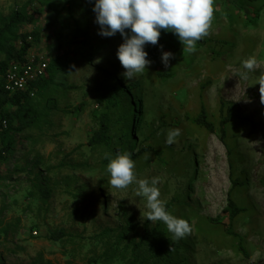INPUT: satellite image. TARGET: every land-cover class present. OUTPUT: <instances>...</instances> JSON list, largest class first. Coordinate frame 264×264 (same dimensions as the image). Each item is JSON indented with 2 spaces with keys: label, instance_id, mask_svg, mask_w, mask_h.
<instances>
[{
  "label": "rangeland",
  "instance_id": "obj_1",
  "mask_svg": "<svg viewBox=\"0 0 264 264\" xmlns=\"http://www.w3.org/2000/svg\"><path fill=\"white\" fill-rule=\"evenodd\" d=\"M27 1L0 0V22ZM91 3L82 9L77 0H50L33 23L18 29L40 35L25 59L41 56L59 70L46 95L33 101L34 111L44 116L17 136L13 157L0 164V264H264V104L256 84L264 74V0H214L210 33L194 53H183L178 37L161 29L158 43L144 46L151 65L131 80L123 77L116 55L123 38L98 34ZM163 52L175 57L167 68ZM249 58L256 66L247 80L240 79L236 74ZM111 95L118 103L111 110L114 130L125 137L127 150L130 136L165 150L158 159L152 152L140 154L141 146L134 152V172L138 180L160 178L168 212L192 228L186 238L173 240L163 222L147 220L137 184L116 189L110 179L99 183V172L79 167L100 158L86 144ZM220 100L235 106L226 141L220 138ZM203 106L214 133L195 123ZM169 129L181 130L172 145L165 142ZM37 176L51 191L47 200L38 191L29 195ZM69 176L74 178L67 183ZM233 182V200L245 210L234 230L249 258L239 252L236 238L210 222L227 206ZM79 184L86 185L89 201L77 197ZM131 224L144 238L126 233L118 241ZM60 229L68 237L51 241ZM109 229L117 232L103 237Z\"/></svg>",
  "mask_w": 264,
  "mask_h": 264
},
{
  "label": "trees",
  "instance_id": "obj_2",
  "mask_svg": "<svg viewBox=\"0 0 264 264\" xmlns=\"http://www.w3.org/2000/svg\"><path fill=\"white\" fill-rule=\"evenodd\" d=\"M50 0H28L25 4L15 9L12 15L7 19L0 22V76L2 77L8 69L19 63H24L26 61V53L31 49L33 43L40 39V35L37 32L19 34L18 29L23 23H33L35 21V12H38L42 7L47 6ZM81 2V8L85 9V4L92 1L90 6L94 7L95 0H77ZM81 27L76 28V38L79 37ZM19 43L22 46L19 47ZM163 41L160 42L161 45ZM90 48H87V51ZM155 53L151 56L155 57ZM155 61V60H154ZM59 66L53 62L48 64L47 74L44 78L37 80L32 88L35 90V95L31 96L28 92H18L15 94H9L3 86V80L0 79V109L1 118L7 121V127L3 128L0 122V164L7 162L17 150L18 139L17 136L22 135L26 129L33 127L44 114H39L33 109L34 98L43 97L45 90L47 89V84L53 82L54 71H58ZM49 76L47 77V75ZM48 79H47V78ZM119 88H117V91ZM117 99L114 95L108 96L105 106L101 109L99 114V124L97 130H95L86 144L89 147L92 155L98 154L99 159L94 165L85 162L79 167L83 168V171L87 173L99 172L103 175L99 178V183H106L110 179V174L107 172V164L109 160L105 158V153H110L113 157L117 154H123L125 151L132 154V159L135 161L138 155H134L135 151H138L141 146H143L139 151L140 154L154 153L158 159L165 157V150L157 149L151 144H142L138 137L130 136L132 139L131 148L127 150L125 137L119 135L114 130L113 121L111 118V110L117 107ZM220 109L223 112V119L221 121L220 128V138L222 141H226L227 132L226 125H228L234 117L235 106L228 104L223 100H220ZM120 120H117L119 123ZM195 123L199 126L205 128L207 131L214 133L216 131L215 126L208 120L207 111L205 106L202 107L200 114L195 119ZM81 148V146H80ZM78 148V149H80ZM41 159L37 158V161L33 166H38ZM78 167V168H79ZM27 169V168H26ZM25 169V170H26ZM23 170V171H25ZM74 177L69 176L66 181L69 183ZM40 179L37 176L35 180L32 181L33 190L30 191V197L36 195V191L40 192L41 197L44 199H49L51 191L44 189L42 185L39 184ZM108 183V182H107ZM238 182L232 183V188L228 194L227 206L222 210V212L210 222L214 225H220L223 227L224 232L228 236H232L238 240L237 248L239 252L245 257L249 258V253L244 246L243 238L237 234L234 230L235 220L242 215L245 210L240 208L233 200V191L237 186ZM76 195L82 200V202L89 201L87 199L86 185L79 184L76 190ZM171 204L167 205V211L169 210ZM117 232V229L105 230L103 237L110 238L112 233ZM132 234L134 237H139L143 239L144 237L140 235L137 231V227L133 224L126 228V232L119 233L116 239H121L124 234ZM148 234L147 237H149ZM68 234L65 230H55L50 234V240L53 242H63ZM136 239L133 238L132 241ZM110 243V242H109ZM111 244V243H110Z\"/></svg>",
  "mask_w": 264,
  "mask_h": 264
},
{
  "label": "clouds",
  "instance_id": "obj_3",
  "mask_svg": "<svg viewBox=\"0 0 264 264\" xmlns=\"http://www.w3.org/2000/svg\"><path fill=\"white\" fill-rule=\"evenodd\" d=\"M92 10L96 16L95 22L100 27L99 35L112 37L119 33L123 38L116 55L125 69L123 77L131 80L143 74L147 66L151 65L152 61L146 59L148 53L144 51V46L156 45L161 29L178 37L183 53H194L197 42L210 33L214 0H95ZM126 29L131 30V35ZM174 58L173 53L163 52L164 67L167 68L170 60ZM256 63L255 58L243 61L244 71L236 75L247 80L248 73L255 68ZM256 84L260 85V99L264 104V74H261ZM180 135V129H169L165 142L172 145ZM105 158L109 160L107 172L110 174L109 183L112 187L125 189L133 183L138 185L136 195L147 202L148 221L163 222L176 241L191 234L192 228L188 221L167 211V201L160 198L161 193L157 186L159 177L138 180L132 154L127 151L115 157L105 153Z\"/></svg>",
  "mask_w": 264,
  "mask_h": 264
},
{
  "label": "built area",
  "instance_id": "obj_4",
  "mask_svg": "<svg viewBox=\"0 0 264 264\" xmlns=\"http://www.w3.org/2000/svg\"><path fill=\"white\" fill-rule=\"evenodd\" d=\"M48 62L44 57L32 55L24 63L11 66L0 79L3 80L4 89L9 94L18 92H30L35 95L32 85L47 74ZM0 122L3 128L7 127V121L1 118Z\"/></svg>",
  "mask_w": 264,
  "mask_h": 264
}]
</instances>
